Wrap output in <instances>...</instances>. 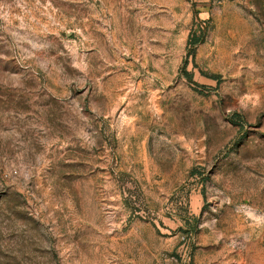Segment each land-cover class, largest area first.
I'll return each instance as SVG.
<instances>
[{"label": "rangeland", "instance_id": "374dc122", "mask_svg": "<svg viewBox=\"0 0 264 264\" xmlns=\"http://www.w3.org/2000/svg\"><path fill=\"white\" fill-rule=\"evenodd\" d=\"M0 264H264V0H0Z\"/></svg>", "mask_w": 264, "mask_h": 264}, {"label": "trees", "instance_id": "16d2710c", "mask_svg": "<svg viewBox=\"0 0 264 264\" xmlns=\"http://www.w3.org/2000/svg\"><path fill=\"white\" fill-rule=\"evenodd\" d=\"M204 34H205V30L203 27L200 26V34L197 35V34H192L190 36V39H189V48L191 50V53L190 55H194V52H195V47L202 43L204 41ZM186 78L187 80L190 82V83H193V80H192V77L189 73L186 72ZM213 79H217L218 77L216 76H213L212 77ZM199 86V85H198ZM197 86V87H198ZM200 87V86H199ZM203 88V87H202Z\"/></svg>", "mask_w": 264, "mask_h": 264}]
</instances>
